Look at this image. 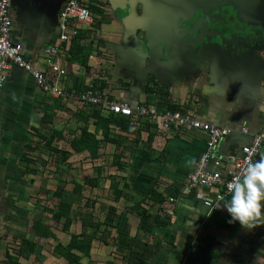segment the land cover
<instances>
[{
	"label": "crops",
	"instance_id": "0c3cea01",
	"mask_svg": "<svg viewBox=\"0 0 264 264\" xmlns=\"http://www.w3.org/2000/svg\"><path fill=\"white\" fill-rule=\"evenodd\" d=\"M66 2L10 0L11 37L22 45L23 59L49 80L58 81L66 91L78 94L93 87L112 101L127 103L132 110L148 105L156 111L155 116L134 115L126 132L114 124L109 126V137L123 148L122 167L120 170L115 167L116 172H124L129 179L119 181L118 175L107 183L100 176L102 189L114 183L122 196L105 209L104 217L111 215L113 226L110 239L102 245L93 239L88 257L76 252L82 256L79 264H92L91 258L98 260L97 264H138L137 256L129 258V250L148 264H264V226L247 231L239 222H228L231 217L226 208L210 210L195 194H183L186 178L205 149L206 135L166 131L161 121L162 113L173 106L176 109L171 112L178 115H190L229 129L230 133L216 145V155L238 153L249 140L248 135L240 132L241 128H247L250 134L264 128V0H90L88 8L93 24L76 23L77 35L61 43L59 15ZM222 4L239 8L244 24L248 25L250 46L230 51L217 40L209 42L211 38L207 36L201 47L189 44L183 48L174 43L167 65L152 64L146 57L139 27L149 30L154 21L169 14L180 17L191 8ZM127 9L131 10L129 19L125 17ZM72 42L91 51L85 68L69 50ZM3 75L0 211L7 220L4 208L9 192L4 191L20 190L22 184L6 176L20 171L30 175L20 155L28 154L33 161L29 168L37 172L41 164L37 157H43L45 151L41 167L55 165L53 173L68 172V176H73L71 157L79 154L90 157L87 151L76 153L71 149L70 142L78 139L80 128L86 126L89 132H97L98 158L109 152L113 157L115 146L101 140L97 121L89 116L93 107L80 105L74 99L46 95L26 71L13 68ZM148 82L149 87L157 86L158 93L146 92ZM99 111L104 118L110 115ZM79 114L87 116L86 122L77 117ZM261 157L264 149L255 161ZM61 178L66 182L63 175ZM80 182L77 185L74 182L72 188L82 189L83 181ZM153 184L164 198L160 205L142 202ZM69 193L74 195L64 188L63 198L70 200L65 196ZM109 207H114L115 212L108 214ZM92 217L85 221H91ZM44 223L49 225L45 220ZM12 225L16 229L22 222L15 220ZM31 225L28 231L24 229L25 234L16 229L13 233L3 232L5 236L0 238L9 242L8 249L16 248L23 238L32 237L37 242L34 255L29 260L21 259L20 264L40 256L38 252L51 240L33 237ZM94 231L87 227L86 236ZM54 258L46 255L43 260L45 264H56Z\"/></svg>",
	"mask_w": 264,
	"mask_h": 264
},
{
	"label": "built area",
	"instance_id": "2783aa9c",
	"mask_svg": "<svg viewBox=\"0 0 264 264\" xmlns=\"http://www.w3.org/2000/svg\"><path fill=\"white\" fill-rule=\"evenodd\" d=\"M89 3L90 0H67L59 15L61 43H67L77 35L76 23L85 26L93 24L88 8ZM9 6L10 0H0V99L4 83L3 73L16 68L31 73L36 86L50 97L74 99L80 105L96 107L103 112L107 111L122 117L156 115L155 109L151 106L141 105L132 110L127 103L112 101L105 94L95 91L93 87H87L78 94L66 91L58 81H51L40 70H34L31 64L23 59L22 45L14 42L11 37ZM161 118L162 126L166 131L200 132L206 135L205 149L186 178L183 194H195L196 198L210 210L223 211L224 202L230 197L229 185L236 176H242L245 168L250 163H254L263 152L264 128L254 134H250L247 128H241L240 132L248 135L249 140L241 145L238 153L216 155L215 147L230 133L229 129L171 111H164Z\"/></svg>",
	"mask_w": 264,
	"mask_h": 264
},
{
	"label": "trees",
	"instance_id": "16d2710c",
	"mask_svg": "<svg viewBox=\"0 0 264 264\" xmlns=\"http://www.w3.org/2000/svg\"><path fill=\"white\" fill-rule=\"evenodd\" d=\"M81 48V50H80ZM69 50H71L72 53H74V56L79 57L80 65L85 68L87 64L88 56L91 54V51L86 49V47H80L77 44H74L72 42ZM87 68V67H86ZM81 85V84H80ZM146 92L148 93H158L157 86L153 85V87H149V82L146 85L145 88ZM92 109V112L90 113V117H93L97 121V127H99L102 131V139L105 142H109L115 146L114 153H113V159L112 164L114 167L121 169L122 167V159H123V148L114 139H111L109 137L110 134V125L114 124L119 128L120 131L126 132L129 130L132 117H122L119 115L110 114L109 117L104 118L100 115L99 109ZM168 109L170 111H174L176 107L168 106ZM82 116H84L82 118ZM81 121L86 122L87 116L85 115H77ZM98 129V128H97ZM97 132H89L88 128L86 126H83L80 128V133L78 136V139H73L70 142L71 149L75 151L76 153L87 151L90 154V157L92 159L98 158V149H99V142L100 140L96 137ZM28 154H22L21 159L25 161L27 164L26 170L30 172V175H34L36 170L30 169L29 165L33 163L32 160H30L27 157ZM56 172V171H55ZM100 173H98L94 177H88L85 179L82 183V188L90 189V190H101L100 186ZM54 177H57V180L59 181V186L52 191L51 197L56 200V203L52 206V208L45 207L43 211L49 215L50 220L54 222L55 224H59L62 220H64L63 226L61 227V230L68 233L69 227H70V214L72 211L73 203L69 200H66L63 198V192L66 182H64L61 178V173L58 174L54 173ZM112 194L111 198L113 202H118V200L122 196V192L117 189V185H112L110 188ZM44 192L45 190H41ZM44 194L49 195L50 191L46 190ZM91 201V199H88L85 207H87L88 203ZM144 201H151L154 205H160L164 202V198L161 194H159L156 191V187L153 184L146 192L144 198L142 199V202ZM139 206V205H138ZM136 210V206L133 208ZM108 214L114 213V207H109ZM84 212L80 213V216L82 217ZM111 215H108L104 218L103 221H98L92 218L91 221H85L82 220V230L80 233H71L69 234L70 238L69 241L66 244H63L62 242H56L52 249V255L55 258H63L66 261V264H79V262L82 259V256L76 254V252H80L83 254V256L88 257L90 254L91 249V243L93 239H96L101 234V240L102 243L105 244L108 242L111 236V231L113 226L111 225ZM84 219V217H82ZM155 221H158V215L155 216ZM111 223V224H110ZM157 225H164V223H157ZM87 227H92L95 229L94 234L91 236H86L85 229ZM30 234L33 237H38L40 239H56L53 227L51 225H48L44 223V220L42 218H35L33 219ZM132 241V240H131ZM37 246V242L33 241L31 238H23L19 245L15 248H6L4 251V257H5V263L4 264H20V260H29L31 255H34L35 248ZM129 255L131 258L132 256L138 259V264H148L146 260L141 258L140 255H135L132 253L131 250H129Z\"/></svg>",
	"mask_w": 264,
	"mask_h": 264
},
{
	"label": "rangeland",
	"instance_id": "374dc122",
	"mask_svg": "<svg viewBox=\"0 0 264 264\" xmlns=\"http://www.w3.org/2000/svg\"><path fill=\"white\" fill-rule=\"evenodd\" d=\"M18 152V151H16ZM44 153H46L44 151ZM42 154L43 157H37L38 161H45V154ZM20 154V151L18 152ZM18 157V156H17ZM71 158H73L71 165V170L73 171V176H68V172L61 174L63 175V179L67 182L65 189H69L73 192V196L65 195L67 198L69 197L72 203V211L70 214V221L72 220V224L70 225V229L67 232H64L61 230V227L63 226V222L60 224H55L49 219V216L43 211L45 207L52 208V206L56 203V200L53 199L51 196L52 191H54L57 186H59V181L57 180V177H53V167L55 166H48L44 165V167H41L43 165H40L39 170L34 175H24L25 173H11L9 177L11 181L20 182L22 184L21 189H17L16 191H4L9 192L8 194V202L5 204L4 211L7 213L6 219L3 218V213L0 211V238H4L3 232H10L13 233L14 230L21 231L25 234V230H29L30 225L33 221V219L37 217H42L43 220L49 222V225L53 227V230L56 236V239H51L47 242L46 246H43L42 250L38 253H40V256H37L34 258V260L23 262V264H45L44 258L51 257V249L52 245L56 242H62L63 244H66L70 238L69 234L71 233H79L80 232V224L79 222H82V220H89L92 216L96 219H99L100 221H103L104 214H106L105 209L107 206H109V203L112 201L111 198V186L114 185L112 183L109 187L106 186L104 189L101 190H90L86 188L78 189L72 188V184L76 185L80 181H84L88 177H92L94 175H97L98 173L101 174L105 180L114 179V177L119 175V181L120 178L127 181L129 177L122 172L118 173L116 172L115 167L112 164V155L107 153L104 156H99L98 159H92L89 156H83L81 154L79 155H73ZM19 161V160H18ZM54 162V161H53ZM21 164V162H20ZM61 167V166H60ZM65 167V165H64ZM118 169V168H117ZM120 170V169H119ZM123 171V170H122ZM121 172V171H120ZM111 173V174H110ZM73 177V178H72ZM112 177V178H111ZM2 178V175H0V179ZM3 179V178H2ZM29 180V181H28ZM132 180V179H131ZM74 181V182H73ZM31 183V185H30ZM81 183V182H80ZM108 183V181H107ZM123 183V181H122ZM81 185V184H78ZM82 187V186H81ZM41 190H49L50 194H44ZM68 192V191H67ZM72 194V193H71ZM88 196L90 197L91 201L87 204L88 206L85 207L86 200L88 199ZM83 213L82 217L80 216V213ZM91 212V213H89ZM92 217V218H93ZM105 218V217H104ZM5 220V221H4ZM20 221L22 222V227L19 226L18 228L13 227L14 221ZM71 223V222H70ZM20 233V232H19ZM23 233L19 234L22 235ZM98 237L96 240L101 243L103 238L101 234L97 235ZM20 237V236H19ZM101 237V238H99ZM21 238V237H20ZM17 239V236H16ZM9 242H5L4 240L0 239V264H4L5 257H4V251L6 250V244ZM263 252V251H262ZM262 253L257 252V255H260ZM260 257H257V260L260 261ZM55 260H52L56 264H64L63 259L54 258ZM58 260V261H57ZM92 264L99 263L98 260H95L94 258H91Z\"/></svg>",
	"mask_w": 264,
	"mask_h": 264
},
{
	"label": "water",
	"instance_id": "95a60500",
	"mask_svg": "<svg viewBox=\"0 0 264 264\" xmlns=\"http://www.w3.org/2000/svg\"><path fill=\"white\" fill-rule=\"evenodd\" d=\"M127 11L125 17L129 19L131 10ZM139 28L142 30L143 51L152 64L167 65L172 59L174 43L183 48L189 44L201 47L207 42V36L211 38L209 42L217 40L230 51H239L243 45L248 47L251 44L248 25L244 24L239 8L225 4L206 9L191 8L188 14L180 17L169 14L154 21L149 30Z\"/></svg>",
	"mask_w": 264,
	"mask_h": 264
},
{
	"label": "clouds",
	"instance_id": "9594fccd",
	"mask_svg": "<svg viewBox=\"0 0 264 264\" xmlns=\"http://www.w3.org/2000/svg\"><path fill=\"white\" fill-rule=\"evenodd\" d=\"M230 197L224 202L231 223L251 231L264 226V157L250 163L242 176L229 185Z\"/></svg>",
	"mask_w": 264,
	"mask_h": 264
}]
</instances>
